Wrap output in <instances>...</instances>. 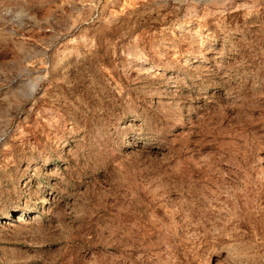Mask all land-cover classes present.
Instances as JSON below:
<instances>
[{"label": "rangeland", "instance_id": "rangeland-1", "mask_svg": "<svg viewBox=\"0 0 264 264\" xmlns=\"http://www.w3.org/2000/svg\"><path fill=\"white\" fill-rule=\"evenodd\" d=\"M0 264H264V0H0Z\"/></svg>", "mask_w": 264, "mask_h": 264}, {"label": "bare ground", "instance_id": "bare-ground-1", "mask_svg": "<svg viewBox=\"0 0 264 264\" xmlns=\"http://www.w3.org/2000/svg\"><path fill=\"white\" fill-rule=\"evenodd\" d=\"M25 220H24V218L21 216V215H17L16 217H15V220H13V221H10L9 223H8V225L12 228V227H19V224H21V223H23ZM26 222V221H25ZM29 222V221H28ZM20 228V227H19Z\"/></svg>", "mask_w": 264, "mask_h": 264}]
</instances>
